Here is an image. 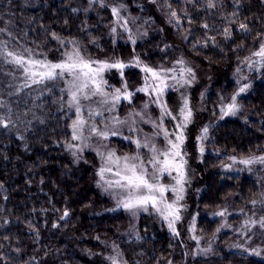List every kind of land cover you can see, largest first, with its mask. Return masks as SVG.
<instances>
[{
	"label": "trees",
	"instance_id": "trees-1",
	"mask_svg": "<svg viewBox=\"0 0 264 264\" xmlns=\"http://www.w3.org/2000/svg\"><path fill=\"white\" fill-rule=\"evenodd\" d=\"M142 1L141 22L148 37L131 45L113 41L109 9L83 14L73 11V0H0V29H4L0 104L5 105L0 116L10 120L8 128L0 126V264H109L103 258L107 242L116 243L126 264H264L261 233L254 239L261 255L231 250L229 244L237 235L231 230L217 232L221 221L214 215L227 204L245 210L264 192V179L258 174L224 171L230 157L264 154V77L237 99V115L220 119V106L238 88L236 67L258 48L257 35L264 34V0H215L211 9L208 0ZM173 11L177 17H172ZM131 13L138 11L131 8ZM240 23L247 24L250 33L238 30ZM226 28L231 30L227 39ZM53 33L77 41L85 56L99 60L138 58L158 67L171 65L181 54L216 72L211 82L201 83L208 87L204 113L190 129L186 144L197 156L194 133L216 123L209 128L208 151L199 162H192L197 178L186 198L189 215H196L197 231L207 239L216 238L211 253L186 261L182 239L149 215L139 219L136 235L121 237L128 221L125 214L101 212L109 203L95 186L97 158L87 153L75 162L67 150L71 118L67 94L61 92L63 82L49 85L51 91L43 85L22 88L21 71L4 57L5 51L28 57L30 50L32 56L57 60L61 49ZM106 76L110 85L119 87L114 70ZM123 79L134 90L141 84V72L130 67ZM139 99L137 95L131 103H122L120 114ZM167 103L175 108V93L167 94ZM112 142L122 152L132 149ZM65 211L68 216L61 219ZM228 223L236 227L238 218Z\"/></svg>",
	"mask_w": 264,
	"mask_h": 264
},
{
	"label": "snow or ice",
	"instance_id": "snow-or-ice-1",
	"mask_svg": "<svg viewBox=\"0 0 264 264\" xmlns=\"http://www.w3.org/2000/svg\"><path fill=\"white\" fill-rule=\"evenodd\" d=\"M97 0H89V4L96 3ZM101 6H104L103 0H99ZM192 2V0H189ZM208 8H215V0H208ZM112 14L117 17V23L120 19V11L117 7H112ZM76 11V9H73ZM87 11V9H85ZM172 17H177V13L173 11ZM187 15V14H185ZM233 16L238 15L232 13ZM191 23V21H189ZM177 23L179 20L177 19ZM235 23V21H232ZM127 21L124 22L121 27L126 28ZM204 28H208L207 24L203 25ZM238 30L250 33L248 25L240 23ZM4 29H0L3 32ZM113 33L116 32V28L111 29ZM225 38L231 37V30L229 28L224 29L223 32ZM53 38L58 40L62 47H67V44L60 37L52 34ZM214 37H210L209 40L214 41ZM129 40L132 37L129 36ZM258 41V48L252 52V56L259 58L258 61H250V58H245L248 61V66L251 68L255 63H260L264 67V34H258L256 37ZM135 43V41H132ZM73 45L71 51H65L62 54V59L57 62L48 61L47 59L33 58L30 50L29 56L26 58L23 53H16L13 51H5L4 57L7 63L14 64L17 69L22 70L24 75V83L22 88H30L33 85H43L49 91L51 87H55L57 82H64L65 88H61L62 93L67 94V108L74 114L75 119H72L70 124V138L71 141H80L84 147H87L86 140L92 136L99 138L100 140H108L109 135L117 136L121 133L113 126L110 127L111 122L107 121L104 117V112H111L115 108L117 102L121 98L130 100L133 93L126 91V84L124 90L116 88L114 91L109 92L105 90V86L108 85V81L104 78V74L113 69L117 70L121 77H123L124 69L126 67L133 66L132 64H126L122 60L115 61H97L90 58H85L80 50L78 44L75 41H70ZM207 43V42H206ZM242 46V45H241ZM10 58V59H9ZM181 65L179 68V75H170V73H176L177 69L173 68H153L148 65H142L140 60L137 58L135 61L136 67H139L142 72L146 74L145 84L143 87L137 89L139 92H145L148 95L155 94L153 103H156L161 110L160 117H158L159 123L156 121L145 120L150 122L154 128V137H162L165 141L163 148L157 147L154 139L145 137L144 141L140 139L133 141L136 145L137 150L144 149L145 152L137 151L133 155H117L115 150L108 148L107 145H102L106 151L99 152L103 163L99 167L97 175L99 177L97 186L104 189L105 192H110L116 198V208L123 209L130 213L132 216L138 215L140 212H148L149 208L155 210L161 217L168 221L169 228L174 234L179 235L174 228L176 221L180 219L177 204L183 199L182 193L184 192L185 184L187 183L186 164L185 159L186 153L182 146L185 142V129L191 120L192 111L188 106V100L185 97L183 106L179 109V115H173L171 110L167 107V102L162 101L161 97L167 88L175 85L184 87L190 85L195 79V74L190 67L184 66L185 62L183 59H179L175 62ZM239 71V70H238ZM187 75L188 78H185ZM151 80V84L148 81ZM172 80L175 83L169 85L168 81ZM239 82V79L238 81ZM51 85V87H49ZM249 88L248 84H243L239 87L238 91L230 98V102L222 104L220 106V119L225 116H235L240 111V105L237 103V97L247 91ZM95 98V99H94ZM64 99V96H61ZM84 102H89L85 104ZM94 102L97 108H92L91 103ZM5 105L0 104V108ZM148 105L145 104V108ZM100 109V110H98ZM10 111V110H9ZM87 112V118L85 117ZM134 116H139L144 119L142 113H134ZM95 117H101L104 122V127H98L99 121H96ZM164 117H170L171 120H179L174 125L176 131H171L164 127ZM182 118V119H181ZM115 124H125L127 121H120L119 119L113 118ZM92 121L91 123L89 121ZM9 121L6 122L3 116H0V126L8 128ZM135 121H133V124ZM130 131L135 129L130 127ZM87 132V135L85 133ZM209 127L205 126L201 130V135L197 138L200 141L208 139ZM125 139H128L125 137ZM69 150L77 149L72 151V155L77 156L78 152L82 151V148L71 142L67 144ZM199 151L204 152V148L201 146ZM233 163H236V157H230ZM239 163L244 165H252L253 163H259L264 165V155L262 156H251L247 159H242ZM226 168L231 167L225 165ZM110 177V178H109ZM170 178L171 182L166 183L165 181ZM171 192L174 194L175 199L169 201L167 194ZM255 205L257 201H252ZM264 203V201H261ZM115 209H110L113 211ZM225 211H220L214 215L223 217ZM68 216V212H64V217ZM255 216V213H253ZM259 226L260 229H264V216L258 219H252L249 217L243 224L242 227L247 228L251 231L252 227ZM224 225H221L223 227ZM57 227V225H53ZM217 232L220 228L216 229ZM193 239L198 241V238L193 236ZM251 237H249L250 239ZM204 252L211 251V248L204 249ZM244 251H248L247 248ZM252 255H261L259 251L253 249ZM111 264H120L115 257H108ZM171 264V261L168 262Z\"/></svg>",
	"mask_w": 264,
	"mask_h": 264
},
{
	"label": "rangeland",
	"instance_id": "rangeland-1",
	"mask_svg": "<svg viewBox=\"0 0 264 264\" xmlns=\"http://www.w3.org/2000/svg\"><path fill=\"white\" fill-rule=\"evenodd\" d=\"M127 1L130 2L132 7H130L127 4ZM148 1L155 2L156 0H148ZM158 1L159 3H163L166 0H158ZM142 2H143L142 0H103L104 6L102 7L99 0H97L96 3H92V4H89V0H73L72 7L73 9H76V12H81L83 14H88L90 12L101 14L105 9H109L112 14V10H111L112 7H117L120 11V19H119V23H117V17L112 14L113 22L110 28V35L115 43L123 42L124 44L128 43V44L134 45L137 42L144 41L148 37V30L143 26L141 22L142 10H143ZM131 8L138 11V14L136 15L132 14ZM85 9H87V11H85ZM125 21H127L126 28L121 27V25H123ZM113 27L116 28L115 33L111 31ZM129 36L132 37V40H129ZM133 40L135 41V43L132 42ZM64 41L66 42L67 47L66 48L62 47L61 44L59 43L61 53L59 55V58L52 62L59 61L60 59H62V54L65 51L72 50L73 45L68 42L75 41V40H64ZM75 42L78 44L77 41ZM78 46L80 48L79 44ZM32 57L39 58L37 56H32ZM85 58H90V59L97 60V61L118 60V59L99 60V59H95V58L87 57V56H85ZM248 58H250V61H258L259 59L257 57L252 56V54ZM40 59H44V58H40ZM136 59L137 58L129 60V61H123V62H125L126 64H132L133 66H130V67H134L141 72V82H140L141 84L134 90H130L128 87H126L127 92L133 93L130 100L121 98L120 101L116 103L113 111L104 112V117L106 118V120L111 122L109 126L110 127L114 126L121 134L117 136L109 135L108 140H100L99 138L92 136L90 139L84 142V143H87L88 145L87 147H84L83 143L80 141L70 140V142L75 144L77 148L83 149L82 151L78 152L77 156L75 157L72 155V151H76L77 149L74 148L72 150H69L67 147V150L75 162H80V160H83L84 154H87V153L93 154L97 158L98 167L96 171L95 186L99 194L101 195V197L105 198L109 203L108 206L105 207L101 212L106 213V214H116L119 212H123V214H125V216L128 219L127 225L124 231L120 234L121 237L126 238V237L136 235L139 219L141 218L142 215H149L153 217L159 224H162L164 227H166V229L171 234L182 239V242L184 243L183 247H184V253H185L184 255H186L185 257L186 261L189 259L206 256L209 253H211L212 249L214 248L216 238L214 237L211 239H207L203 237L197 231L196 224H195L196 215H189V205L187 204L186 198L188 194L191 192L193 182L197 178L196 171L194 169V166L192 165V162H199L202 158V155L208 151L205 146L208 139L200 141L197 138L201 135V130L205 126H208L210 128L216 123H213V124L208 123L207 125H204L200 127L199 129H197V131L194 133V136L196 138L195 154L197 153V156H194V155L192 156V154L188 151V146H186V144L188 142V138H189L188 133L190 132V129L196 122L200 120L199 116H202V114L204 113V100L207 95L208 87L206 88L201 87L202 86L201 83L211 82L214 79L216 72L212 68L208 66H201L199 64H196L191 59H188L187 57L181 54L169 66L153 67V68H160V67L173 68L175 67L177 69V72L170 73V75L178 76L179 75L178 70L181 67V65H178L175 62L179 59H183V61L185 62L184 66L190 67L195 74V79L192 81L190 85H185L184 87H180V85H175V88L169 87L165 90L164 95L161 97L162 101L167 102V94L169 92L175 93L176 95L175 108L171 109L167 103V107L169 110H171L173 115H177V116L179 115V109L183 106L185 97L187 98L188 106L192 111L191 120L188 123L187 127L183 129L185 137H186L182 148L184 152L186 153L185 159L187 161V164H186L187 183L185 184L184 192L182 193L183 199L180 200L177 204V207L180 209L178 213L180 216V219L175 222L174 228L176 232L179 233V235H176L173 233V231L169 228L168 221L165 220L163 217H161L158 213H156L155 210L149 208L148 212H140L138 213V215L132 216L130 213L124 211L123 209L116 208V198L110 192H105L103 188L97 186V181L99 179L97 172H98L99 167L103 163L100 155H98L97 153L98 151L99 152L106 151V149L102 145H107L108 148L115 150L117 155H121V156L125 154L133 155L137 151H141V152L146 151L144 149L137 150L136 145L133 142L136 139H140L141 142H143L145 137H149V138L154 139L157 147L163 148L165 146V141L163 140L162 137L153 136L154 128H153L152 123L145 122V120H150V121H156L157 123H159L158 117H160L161 110H160V107L156 103L152 102L155 97L154 93L150 96L146 94L145 92L137 91V89L144 86L146 74L142 72L139 67L134 66ZM140 62L142 65H145L142 61ZM130 67H126L123 71H125L126 69ZM113 70L117 73V78L119 79V82H120L118 88H121L122 90H124L125 81L123 77L120 76L117 70L115 69ZM20 71H21L20 76L23 78V81H24L23 72L22 70ZM109 72H106L104 74V78L106 80H107L106 75H108ZM263 77H264V67H262L260 63H255V65L251 68L248 66V61H246V59L243 60L241 63H239V65L235 69V74H234V80L236 81L238 85L236 92L238 91L239 87L242 86L243 84H248L249 88L247 89L246 92L241 93L237 97V99L242 95H246L250 91L251 86L255 80L262 79ZM185 78H188L187 75L185 76ZM238 79H239V82H237ZM148 83L151 84V80H149ZM168 83L169 85H173L175 82L172 80H169ZM63 85L65 88L66 84L64 82H63ZM115 89L116 88L110 85L109 83L107 86H105V90L109 92H112ZM137 95L140 98L137 105L127 110L124 109L123 112L120 114L119 110L122 106V103L124 102L125 104L131 103ZM229 102L230 100L227 103ZM84 103L88 104L89 102H84ZM227 103H224V104H227ZM145 104L148 105L147 108H145ZM91 107L95 109L97 108V105L94 102H92ZM67 110H68V114L72 121V119H75V116L69 109ZM134 113H142L144 115V119L142 120L141 117L134 116L133 115ZM85 117L87 118V112H85ZM227 117H233V116H225L224 118H227ZM113 118L119 119L120 121H127V123L115 124V121ZM94 119L100 122L98 124V127L100 128L104 127V122L102 121L101 117H95ZM133 121H135L134 124H133ZM89 122L91 123L92 121L90 120ZM163 122H164L165 128L174 132L176 131V129L174 128V125L178 123L179 120L174 121V120H171L170 117H164ZM130 127L134 128L135 130L130 131L129 130ZM85 135H87V132L85 133ZM125 137H127L128 139H125ZM112 141L114 142L118 141L120 143H124V145L126 146H132V149L131 151L128 150V151L122 152L118 149L117 146H115V144ZM201 146L204 148L203 153L199 151ZM262 155H258V156H262ZM242 159H247V158H242ZM242 159L236 158L237 160L236 163H233V161L230 159L227 165H230L231 167H228V168L224 167V171L228 173H242V172L253 173V174H258L259 177H263L264 179V165L259 164V163H253L252 165L246 166L244 164L239 163V161ZM165 182L166 183L171 182L170 178L166 180ZM167 198L169 201H172L175 199V196L174 194L169 192L167 194ZM256 201L257 203L255 205L251 203V205L245 210L232 209L229 207V204H227L225 208L222 210V211L226 210L225 215L223 217L216 215L220 219L221 225H224L223 227H221L220 225V230L222 231L231 230L234 232V234L237 235V240L229 244V248L231 250L242 249L244 251V249L247 248L248 253H251L253 249H256L257 251H259V247L257 246L258 244L254 243V239L259 233H261L264 236V229H260L258 225L255 227H252L251 231H249L247 228L242 227L244 222L249 217H251L252 219H258L259 217L264 216V203H261V201H264V192ZM110 209H115V210L110 211ZM253 213H255V216H253ZM231 218H238V223H236V227L233 226V223H228ZM193 236L198 238V241H199L198 243H197V240L192 238ZM249 237L251 238L249 239ZM105 245L106 246L104 247L103 258L109 264H111V261L108 259V257H115L120 262V264H126L115 242H107V244ZM208 248H211V251L209 252L203 251L204 249H208Z\"/></svg>",
	"mask_w": 264,
	"mask_h": 264
}]
</instances>
